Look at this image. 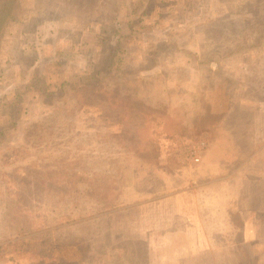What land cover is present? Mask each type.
I'll list each match as a JSON object with an SVG mask.
<instances>
[{"label":"rangeland","instance_id":"1","mask_svg":"<svg viewBox=\"0 0 264 264\" xmlns=\"http://www.w3.org/2000/svg\"><path fill=\"white\" fill-rule=\"evenodd\" d=\"M0 264H264V0H0Z\"/></svg>","mask_w":264,"mask_h":264},{"label":"trees","instance_id":"2","mask_svg":"<svg viewBox=\"0 0 264 264\" xmlns=\"http://www.w3.org/2000/svg\"><path fill=\"white\" fill-rule=\"evenodd\" d=\"M63 86V85H62Z\"/></svg>","mask_w":264,"mask_h":264}]
</instances>
